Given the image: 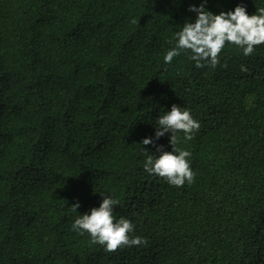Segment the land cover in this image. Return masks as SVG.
Returning <instances> with one entry per match:
<instances>
[{"label":"trees","instance_id":"16d2710c","mask_svg":"<svg viewBox=\"0 0 264 264\" xmlns=\"http://www.w3.org/2000/svg\"><path fill=\"white\" fill-rule=\"evenodd\" d=\"M199 2L0 0V264H264V44L166 64ZM239 3L264 8H206ZM172 104L200 124L178 134L194 173L179 187L145 172L143 148L158 153L140 143ZM98 192L142 244L107 250L71 229L70 206Z\"/></svg>","mask_w":264,"mask_h":264},{"label":"clouds","instance_id":"9594fccd","mask_svg":"<svg viewBox=\"0 0 264 264\" xmlns=\"http://www.w3.org/2000/svg\"><path fill=\"white\" fill-rule=\"evenodd\" d=\"M207 0H200L198 4H189L188 11L194 14L191 21L185 20L181 28L176 31L169 43L172 45L165 53L163 59L170 64L174 57L182 52L194 62L195 67L206 65L215 67L219 62V54L225 44L235 45L244 56L251 55L254 46L264 44V8L256 13L249 14L246 5L237 4L227 11L213 13L206 8ZM241 71L246 69L241 66ZM154 137H144L141 145H153L156 154L146 155L143 163L145 172L150 175L164 177L174 186H182L187 181L192 182L194 173L190 168L187 157L190 152L178 150L176 145L179 133H183L185 140L191 139L194 131L200 127L199 121L194 119L187 108L172 104L170 109L155 118ZM170 134L168 143L171 151L164 150L163 145L155 143L156 140ZM102 195L98 206L90 208L85 213H78L79 201L70 206V210L77 213L71 223V229L80 234L87 233L94 244L104 246L107 250H115L118 246L139 245L144 241L141 237L129 236L133 231V224L126 218H115L114 206L117 200L109 194Z\"/></svg>","mask_w":264,"mask_h":264}]
</instances>
